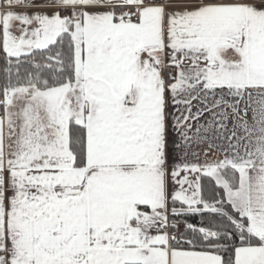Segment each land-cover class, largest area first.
Wrapping results in <instances>:
<instances>
[{
    "label": "snow or ice",
    "instance_id": "1",
    "mask_svg": "<svg viewBox=\"0 0 264 264\" xmlns=\"http://www.w3.org/2000/svg\"><path fill=\"white\" fill-rule=\"evenodd\" d=\"M0 264H264V0H0Z\"/></svg>",
    "mask_w": 264,
    "mask_h": 264
},
{
    "label": "crops",
    "instance_id": "2",
    "mask_svg": "<svg viewBox=\"0 0 264 264\" xmlns=\"http://www.w3.org/2000/svg\"><path fill=\"white\" fill-rule=\"evenodd\" d=\"M213 144H219L222 143V141H213ZM192 150L196 153H199V159L203 161L206 156L205 153H207V158H222L223 153L220 149L214 146H210L209 142H203V143H195L192 145Z\"/></svg>",
    "mask_w": 264,
    "mask_h": 264
},
{
    "label": "trees",
    "instance_id": "3",
    "mask_svg": "<svg viewBox=\"0 0 264 264\" xmlns=\"http://www.w3.org/2000/svg\"><path fill=\"white\" fill-rule=\"evenodd\" d=\"M210 217H208L207 215L206 216H200V215H198V214H193V215H190L189 217H188V219H189V222H191V223H196V224H199L200 222H201V220H208Z\"/></svg>",
    "mask_w": 264,
    "mask_h": 264
}]
</instances>
